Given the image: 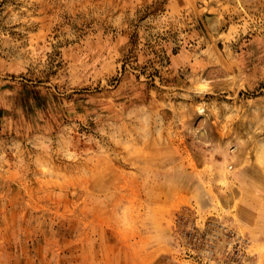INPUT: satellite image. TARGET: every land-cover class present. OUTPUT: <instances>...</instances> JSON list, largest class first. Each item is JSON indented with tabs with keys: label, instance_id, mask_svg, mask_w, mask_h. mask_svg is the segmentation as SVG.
<instances>
[{
	"label": "rangeland",
	"instance_id": "1",
	"mask_svg": "<svg viewBox=\"0 0 264 264\" xmlns=\"http://www.w3.org/2000/svg\"><path fill=\"white\" fill-rule=\"evenodd\" d=\"M0 264H264V0H0Z\"/></svg>",
	"mask_w": 264,
	"mask_h": 264
},
{
	"label": "bare ground",
	"instance_id": "2",
	"mask_svg": "<svg viewBox=\"0 0 264 264\" xmlns=\"http://www.w3.org/2000/svg\"><path fill=\"white\" fill-rule=\"evenodd\" d=\"M148 160V159H147ZM146 191V190H145ZM151 197V196H150Z\"/></svg>",
	"mask_w": 264,
	"mask_h": 264
}]
</instances>
